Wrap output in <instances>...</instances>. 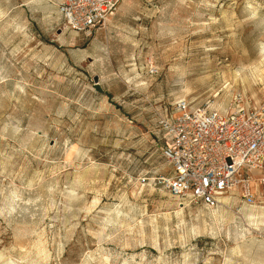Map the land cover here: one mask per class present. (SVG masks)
<instances>
[{
	"label": "rangeland",
	"instance_id": "1",
	"mask_svg": "<svg viewBox=\"0 0 264 264\" xmlns=\"http://www.w3.org/2000/svg\"><path fill=\"white\" fill-rule=\"evenodd\" d=\"M59 1L0 0V264H264V166L179 200L157 128L264 99V0H120L84 32Z\"/></svg>",
	"mask_w": 264,
	"mask_h": 264
},
{
	"label": "built area",
	"instance_id": "2",
	"mask_svg": "<svg viewBox=\"0 0 264 264\" xmlns=\"http://www.w3.org/2000/svg\"><path fill=\"white\" fill-rule=\"evenodd\" d=\"M120 0H60L64 27L84 32L101 25ZM161 150L170 174L159 182L173 197L213 206L232 191L250 193L249 175L264 166V99L224 111L185 98L157 114Z\"/></svg>",
	"mask_w": 264,
	"mask_h": 264
},
{
	"label": "bare ground",
	"instance_id": "3",
	"mask_svg": "<svg viewBox=\"0 0 264 264\" xmlns=\"http://www.w3.org/2000/svg\"><path fill=\"white\" fill-rule=\"evenodd\" d=\"M228 111H231V109H228Z\"/></svg>",
	"mask_w": 264,
	"mask_h": 264
}]
</instances>
